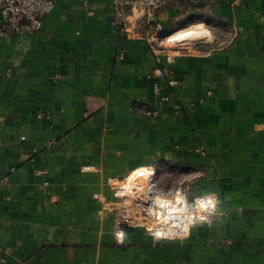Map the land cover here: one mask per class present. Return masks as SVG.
<instances>
[{
    "label": "crops",
    "instance_id": "obj_1",
    "mask_svg": "<svg viewBox=\"0 0 264 264\" xmlns=\"http://www.w3.org/2000/svg\"><path fill=\"white\" fill-rule=\"evenodd\" d=\"M114 19L113 0H57L16 34L0 12V264H264V0ZM144 172L153 195H213L215 216L150 236L127 189Z\"/></svg>",
    "mask_w": 264,
    "mask_h": 264
},
{
    "label": "built area",
    "instance_id": "obj_2",
    "mask_svg": "<svg viewBox=\"0 0 264 264\" xmlns=\"http://www.w3.org/2000/svg\"><path fill=\"white\" fill-rule=\"evenodd\" d=\"M167 1L113 0L115 13L114 23L120 25L124 31L133 30L134 25L139 22L145 24V27L150 26L156 22V15L165 6ZM56 2L57 0H0V12L2 19L6 22V30L16 34H33L38 32L43 28L44 19L53 11ZM162 31L163 26L160 23H155L154 36H159ZM139 35L141 34L136 32V36ZM160 75L163 76L164 73L161 72ZM155 92L160 93V87L157 86ZM209 200L212 201L211 205L208 204ZM213 202L211 198H205L201 199L198 205L200 207H202V204L206 205L202 208L203 212L207 214L209 212L208 210L212 208ZM155 208L156 212L154 216L157 221L163 224L169 219L167 213L171 215L170 212L175 211L174 207L165 202L161 205H155ZM206 214H203L201 217L206 218ZM117 225L120 231L124 230L129 225V218L117 221Z\"/></svg>",
    "mask_w": 264,
    "mask_h": 264
},
{
    "label": "rangeland",
    "instance_id": "obj_3",
    "mask_svg": "<svg viewBox=\"0 0 264 264\" xmlns=\"http://www.w3.org/2000/svg\"><path fill=\"white\" fill-rule=\"evenodd\" d=\"M181 33V38L184 39V41L187 38H193L192 40L198 41L200 39L205 38L208 36V32L204 31H197V30H191V31H186V32H180ZM133 181V180H132ZM132 181L128 182V192L131 195L132 198V204L134 207V212H136L137 219H139L136 222V216L132 218L127 216H122L119 219L116 220L115 222V234L118 236H115V238L120 240L121 242L124 240V232L130 228L132 224L136 223H141L143 226L146 225V231L152 233L149 235L159 238L161 240L167 239V240H175V239H180L183 238V235L186 231H190L191 228L197 227L202 224H206L208 221L212 219L213 216H215V213L217 212V204L214 199L213 195H205V196H195L194 198H190L185 191L182 192V190H177L176 192H173L171 194H166V196L160 197L157 196L158 198H172L171 200L173 201V205L175 206V211L170 212V214L167 213L169 216V219L167 220L164 224L160 221H157L154 213L156 212L155 205H160V199H155L153 202H151L150 207H148L140 197L137 196L133 192L132 188ZM162 184L164 186L168 187L171 185L170 179H166L162 181ZM181 191V192H180ZM150 194L151 191H149ZM135 195V196H134ZM153 195V194H152ZM137 196V197H136ZM205 198H211L214 202L212 205V208H210L208 213L203 212V208L198 205V202H200L201 199ZM176 202V203H174ZM144 204V205H143ZM176 212V213H175ZM144 215V218L141 216ZM203 214H206V218L201 219V216ZM125 218H129V225L126 226L124 230L119 229L117 225V221L123 220ZM132 219V220H131ZM134 222V223H133ZM160 230V232H159ZM122 233V237L119 235Z\"/></svg>",
    "mask_w": 264,
    "mask_h": 264
},
{
    "label": "bare ground",
    "instance_id": "obj_4",
    "mask_svg": "<svg viewBox=\"0 0 264 264\" xmlns=\"http://www.w3.org/2000/svg\"><path fill=\"white\" fill-rule=\"evenodd\" d=\"M148 170V169H147ZM154 172H144L143 174L139 175L137 178H135L133 180V192L135 194H137L138 197L141 198V200L148 206L150 207L151 202H153L155 199H160L158 197H156V195H152L149 193V187L148 184L150 182V180L153 178ZM152 181V180H151ZM153 182V181H152ZM152 184V183H151ZM135 196V195H134ZM136 196V197H137ZM160 205L165 202V203H169L172 207L175 208V206L173 205V201L171 199L168 198H161L160 199ZM169 212V211H168ZM176 213V212H175ZM170 220V219H169ZM171 221V220H170Z\"/></svg>",
    "mask_w": 264,
    "mask_h": 264
},
{
    "label": "clouds",
    "instance_id": "obj_5",
    "mask_svg": "<svg viewBox=\"0 0 264 264\" xmlns=\"http://www.w3.org/2000/svg\"><path fill=\"white\" fill-rule=\"evenodd\" d=\"M208 204H209V205H211V204H212V201H211V200H209V201H208ZM201 206H202V207H204V206H206V205H203V204H202ZM201 219H203V217H201ZM119 235L122 237V235H123V234H122V233H120Z\"/></svg>",
    "mask_w": 264,
    "mask_h": 264
}]
</instances>
